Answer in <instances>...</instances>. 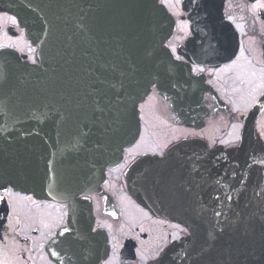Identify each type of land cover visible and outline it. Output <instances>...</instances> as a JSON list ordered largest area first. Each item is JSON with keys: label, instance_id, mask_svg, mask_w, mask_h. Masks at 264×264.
Returning a JSON list of instances; mask_svg holds the SVG:
<instances>
[{"label": "water", "instance_id": "water-1", "mask_svg": "<svg viewBox=\"0 0 264 264\" xmlns=\"http://www.w3.org/2000/svg\"><path fill=\"white\" fill-rule=\"evenodd\" d=\"M0 7L38 46L35 64L0 51V188L57 201L96 189L137 141L138 105L152 85L174 98L179 65L164 45L173 18L158 0H0ZM253 140L205 153L185 140L131 165L135 198L191 231L151 264H264V145Z\"/></svg>", "mask_w": 264, "mask_h": 264}, {"label": "flooded vegetation", "instance_id": "flooded-vegetation-1", "mask_svg": "<svg viewBox=\"0 0 264 264\" xmlns=\"http://www.w3.org/2000/svg\"><path fill=\"white\" fill-rule=\"evenodd\" d=\"M159 2L174 20L164 42L179 65L174 98L152 86L139 105L138 140L107 166L96 189L57 201L0 188V264H151L191 231L135 198L126 176L131 164L185 140L201 153L230 150L244 138L264 145V0ZM2 50L37 62L26 27L0 7ZM143 137L153 150L135 151ZM261 186L264 192V174Z\"/></svg>", "mask_w": 264, "mask_h": 264}, {"label": "rangeland", "instance_id": "rangeland-1", "mask_svg": "<svg viewBox=\"0 0 264 264\" xmlns=\"http://www.w3.org/2000/svg\"><path fill=\"white\" fill-rule=\"evenodd\" d=\"M147 148L149 149L151 148L150 150H153L154 146L152 145L151 141L148 142L147 138L143 137L142 140L139 142V144L136 146L135 151H142Z\"/></svg>", "mask_w": 264, "mask_h": 264}, {"label": "snow or ice", "instance_id": "snow-or-ice-1", "mask_svg": "<svg viewBox=\"0 0 264 264\" xmlns=\"http://www.w3.org/2000/svg\"><path fill=\"white\" fill-rule=\"evenodd\" d=\"M261 6L264 7V5H261ZM200 71H203V69H200ZM238 138H239V137H237V139H238ZM219 214H220V213H216V215H219ZM64 231L67 232V231H69V229L65 228ZM53 254H55V253H53Z\"/></svg>", "mask_w": 264, "mask_h": 264}]
</instances>
